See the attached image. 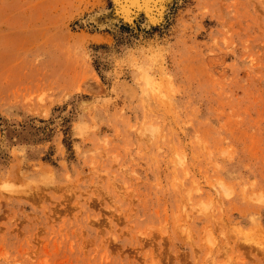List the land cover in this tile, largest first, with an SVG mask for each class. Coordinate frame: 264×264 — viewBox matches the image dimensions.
Returning a JSON list of instances; mask_svg holds the SVG:
<instances>
[{"label":"rangeland","instance_id":"374dc122","mask_svg":"<svg viewBox=\"0 0 264 264\" xmlns=\"http://www.w3.org/2000/svg\"><path fill=\"white\" fill-rule=\"evenodd\" d=\"M0 264H264V0H0Z\"/></svg>","mask_w":264,"mask_h":264},{"label":"snow or ice","instance_id":"6c2138e0","mask_svg":"<svg viewBox=\"0 0 264 264\" xmlns=\"http://www.w3.org/2000/svg\"><path fill=\"white\" fill-rule=\"evenodd\" d=\"M115 14L125 20L144 15L150 23L163 13L165 0H113Z\"/></svg>","mask_w":264,"mask_h":264},{"label":"bare ground","instance_id":"6f19581e","mask_svg":"<svg viewBox=\"0 0 264 264\" xmlns=\"http://www.w3.org/2000/svg\"><path fill=\"white\" fill-rule=\"evenodd\" d=\"M94 15V14H93ZM98 17V16H97ZM159 20V19H158Z\"/></svg>","mask_w":264,"mask_h":264}]
</instances>
